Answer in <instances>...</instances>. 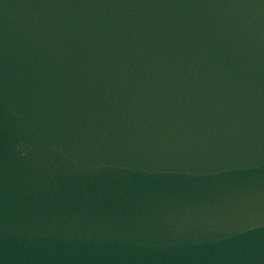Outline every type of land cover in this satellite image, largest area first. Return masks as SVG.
Wrapping results in <instances>:
<instances>
[{
  "label": "water",
  "instance_id": "95a60500",
  "mask_svg": "<svg viewBox=\"0 0 264 264\" xmlns=\"http://www.w3.org/2000/svg\"><path fill=\"white\" fill-rule=\"evenodd\" d=\"M218 264H264V0H100Z\"/></svg>",
  "mask_w": 264,
  "mask_h": 264
}]
</instances>
